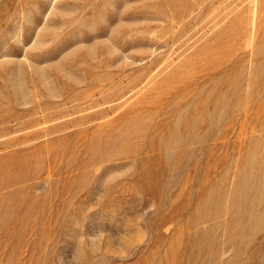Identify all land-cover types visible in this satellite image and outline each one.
<instances>
[{
  "label": "rangeland",
  "instance_id": "374dc122",
  "mask_svg": "<svg viewBox=\"0 0 264 264\" xmlns=\"http://www.w3.org/2000/svg\"><path fill=\"white\" fill-rule=\"evenodd\" d=\"M0 264H264V0H0Z\"/></svg>",
  "mask_w": 264,
  "mask_h": 264
}]
</instances>
